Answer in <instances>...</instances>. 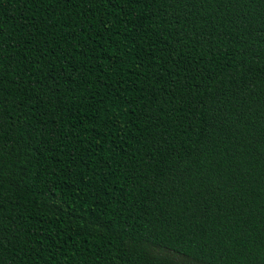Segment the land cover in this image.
I'll return each mask as SVG.
<instances>
[{
  "label": "trees",
  "instance_id": "trees-1",
  "mask_svg": "<svg viewBox=\"0 0 264 264\" xmlns=\"http://www.w3.org/2000/svg\"><path fill=\"white\" fill-rule=\"evenodd\" d=\"M0 264H264V0H0Z\"/></svg>",
  "mask_w": 264,
  "mask_h": 264
}]
</instances>
